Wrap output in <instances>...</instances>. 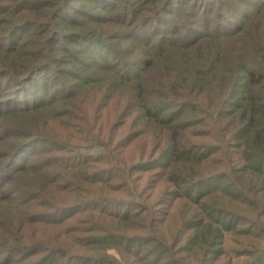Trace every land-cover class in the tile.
<instances>
[{
	"label": "trees",
	"instance_id": "trees-1",
	"mask_svg": "<svg viewBox=\"0 0 264 264\" xmlns=\"http://www.w3.org/2000/svg\"><path fill=\"white\" fill-rule=\"evenodd\" d=\"M69 1L16 0L0 6V70H5L0 77L9 78L7 89L15 84L14 92L24 91L26 101H36L32 107L23 105L12 111L0 108V136H10L0 143L6 144L0 149L1 190L13 192L18 180L32 177L25 189L34 191L45 204L41 210L38 202L32 204L39 217L45 216L41 221L84 211L88 234L105 232L96 234L97 241L120 235V243L105 244L114 247L97 244L93 246L95 254L79 244L69 252L47 246L42 257L27 263L53 264L63 259L61 264H120L107 253L114 248L124 264H232L223 242L227 232L238 244L233 249L235 256L245 258L239 264H264V58L245 56L244 49H229L238 40L235 33L247 32L258 22L255 16L264 11V0H161L160 4L159 0H96L107 6L104 11L111 12L100 18L103 24L98 16L81 10L82 17L100 30L113 24L128 40L119 48L106 40L107 36L102 37L115 58H105L96 67L85 65L115 86L112 99L118 110L115 117L108 114L106 125L118 134L107 138L103 136L107 128H88L92 113L107 95L101 86L98 92L84 95L91 88L83 83L88 72L82 73L72 90L71 85L63 89L65 79L59 74L36 76L39 68L53 65L60 53H66L64 42L56 47L51 42H77L78 33L68 36L80 30L72 15L65 18L62 28L57 23V18L69 16L63 12ZM86 1L91 0L75 2L85 5ZM242 1L244 10L237 11L234 6ZM190 7L195 21L199 7L210 11L201 23H192L195 29L190 20L178 21ZM86 10L93 11L91 7ZM154 13H165L160 20L164 29L158 34L146 29L155 20ZM223 16L227 17L222 23ZM49 19L54 21L49 23ZM48 25H58L64 33L54 30L55 38L51 34L40 39L39 33ZM224 35L230 36L217 42ZM18 36H25L21 44L15 43ZM235 37L234 43L226 45ZM102 38L97 41L104 45ZM129 47H135L132 58L127 55ZM85 63L82 60V67ZM155 66H162V71L151 76L148 71ZM15 70L18 76L12 73ZM29 78L34 79V91ZM41 80L45 81L36 84ZM119 81L126 84V90L120 88ZM5 83L0 80L2 86ZM58 97L63 99L56 102ZM64 105L75 107L83 116L67 121L65 114L57 118L58 130L71 125L81 128L80 137L73 132L66 135L76 144L43 132L49 127L48 131H58L51 125L54 114L50 110ZM82 141L85 144L79 143ZM96 146H102L103 152L82 154ZM30 148L29 165L23 161L16 167ZM154 167L158 171H153ZM63 183L76 187L77 192L70 201H57L60 207H51L49 198L64 193L58 186ZM110 191L119 194L110 196ZM70 193L71 189L64 194ZM162 208L160 224L157 215ZM93 214L141 224L146 231L115 234L108 231L113 222L90 216ZM241 222L243 226H239ZM68 242L69 238H64L63 243ZM6 243H0V253L12 254L9 262L17 264L24 252H18L17 243Z\"/></svg>",
	"mask_w": 264,
	"mask_h": 264
},
{
	"label": "rangeland",
	"instance_id": "rangeland-1",
	"mask_svg": "<svg viewBox=\"0 0 264 264\" xmlns=\"http://www.w3.org/2000/svg\"><path fill=\"white\" fill-rule=\"evenodd\" d=\"M9 1L15 2L16 0H0V6L2 4H6ZM75 1L77 0H72V1H69V3L67 2L66 4H64L63 12L67 11L69 13V16L67 17L65 16L64 18L63 17L57 18L58 19L57 23H60L59 26L62 28V26L67 22L65 18L69 19L71 18V15H72V18L77 22L78 26L80 27V30L78 29L79 30L78 32L73 31L72 33H69L68 36L71 34L75 35L78 33L77 42L75 40H70L69 43H67L66 41L51 42L55 47L59 46L61 42H64V44L66 45V53H60L56 57V59L53 61V65L45 64L44 66H42V68H39L36 76L38 75V76L43 77L44 76L43 72L48 73L49 76H51V74H54V73L59 74V78L62 77L63 80L65 79L63 83V89L67 85H71L72 87L71 90H72L76 88L75 84L79 81V77L82 75V73L88 72L85 74V76H83L84 81L83 80L82 81L86 86H91V88L89 89L90 91H88L84 95L86 96L89 93L98 92L99 86H101L103 89H105L104 91L107 92V95L105 96V98L100 101L96 110L92 113V120L90 122H87L89 126L88 128H96V127L97 129L107 128L108 126L106 125V122H107L108 114L111 113V115L115 117L117 110H118V106H116L117 101H115L114 98L112 99V93L115 91V86L107 82L105 75L98 73L96 70H92L88 67L85 68L86 67L85 65H88L90 67H96V66H99L97 62L105 61V58L107 60H113L115 57L110 54L111 51L106 45L107 44L106 40H110V42L116 43L118 44L119 48H122L127 45V42H128V40L126 39L127 36L125 35V32L119 31L120 29H118L113 24L109 28L100 30L99 27L96 26L93 22L87 21L81 15V10H82L86 12V14H88L89 16H93V17L98 16L99 17L97 19L99 20L98 22L103 24L104 21L103 19H100V18L101 17L105 18L107 17L106 15H109V13H111L110 11L106 12L103 10L107 6H103L102 4L99 3V1H96V0L86 1L85 5L77 4V2ZM103 1H104L103 3L111 2V0H103ZM117 1H125V0H117ZM160 1L161 0L158 1L159 2L158 4H160ZM10 5L8 4L9 7ZM67 6H69V8H66ZM88 7H91L93 11H90V12L88 11L87 13L86 8ZM165 7L166 6H164L163 9H165ZM244 7L245 5L243 1L239 3V5L234 6V8H236L237 11L241 9L244 10ZM259 8L260 6L256 7L255 10H258ZM209 12H210L209 10H205L199 7L196 13L198 18L195 21L191 19L193 9L190 7L189 9H186L183 12V14L178 18V21L179 22L181 21L184 23L185 20H190L191 24L193 23L196 25L197 23H201L202 17L204 15L208 16ZM58 13L59 12H57L56 14ZM163 14L165 13H160V14L154 13L153 15L155 16H153L152 18H155V20L148 23L146 25L147 26L146 29L151 30V31L153 30L154 32H157V34L160 33L164 29L163 26H161L162 23H160L161 18L164 17ZM171 14L172 13L168 12L169 16ZM226 17L227 16H223L222 17L223 20L220 22L222 23L226 22V19H225ZM255 19L258 22L254 23V26L251 29H249L247 32H244L243 30H239L237 33H235L238 37V40L235 46L229 49H236V50H238L237 48L244 49L241 52L245 56H255L256 58H259L262 60V58H264V23H263L264 22V11H261L257 16H255ZM53 21H51V19L48 20L49 23H52ZM49 23L44 22L43 24H49ZM193 24L190 26L191 28L195 29V25ZM59 26L54 25V27H52L51 25H48L44 27V30L42 31L43 33H39L38 35L39 38L44 39L50 36L51 34H53L54 30L55 31L57 30L59 33H64V32H61V29ZM2 28L3 27L0 26V33H2L3 31ZM31 28L32 30L34 29V27H31ZM37 28L38 27H36V30ZM26 32H28V30ZM107 32H108V35H107ZM106 36H107L106 40L102 38ZM227 36H230V35L222 36L219 41L217 40V42H221ZM24 37L18 36V39L16 40L15 43L21 44ZM237 37L227 41L226 45H230L234 43ZM52 38H55V34H53ZM98 38L103 39L102 43L106 45L107 48L97 41ZM127 50H128V53H127L128 58H132L135 47H129L127 48ZM44 56L46 59L47 55H44ZM100 56H103L104 58L103 59L99 58ZM82 60H86L84 67H82ZM156 70L162 71V66H157V68L155 66V70L150 69L148 72H151L150 75L152 76L153 74H156ZM1 71H5V70H0V72ZM12 73L15 76H18L17 70L12 71ZM0 78H1L0 80H4V82H6L5 83L6 87L0 84V90H1L0 98L1 100H3L2 103H0V108H3V110L12 111L18 108L19 106L26 105L24 107H32L36 104V101L34 104L32 100L26 101L27 97L24 91H21L23 92L21 94L19 92H14L15 84L11 85L10 89H7L8 85L10 84L9 78L7 77H0ZM59 78L57 76L55 83H57ZM90 78H92L91 80L93 81H90L89 80ZM28 80L30 82L29 84L31 85L30 86L31 89H33L34 86L32 84H34V82L32 81L34 79L32 80L31 78H29ZM44 81L45 80L36 81L37 82L36 84L39 85ZM119 84L122 90H126V84H124L121 81H119ZM67 92L68 90L66 92H63V96L66 95ZM29 95L31 94L28 93L27 96ZM5 96H8V97L4 98ZM29 98H34V96L31 95L29 96ZM58 99L59 97L55 98V100H57L56 102H59L63 98L62 99L60 98L59 100ZM50 112L54 114V122L51 125L55 126L56 130L60 129V124L58 122L59 119L57 118H59V116L62 114H65L64 116L65 121H67L68 118H73L75 116H78L79 118L83 117L82 114H79V112L77 111L75 107L70 106V105L68 106L64 105L62 107H57L56 109L50 110ZM19 121L21 122L23 120H19ZM25 121H28V119L26 118ZM0 122L1 123L3 122L2 119L0 120ZM71 126L72 128H69V129L65 128L63 130H58V131H48L50 128L49 127L47 131H43V132L47 136H50L53 138L61 137L69 143L76 144V142L69 140L66 137V135L68 133L73 132L76 136L80 137L82 136L83 131L77 125L75 126L71 125ZM112 131L113 129L111 130L107 128L105 132H103V136L107 138L108 136L112 137V135L118 134L117 132H112ZM5 137L10 138V136L8 135ZM5 137L3 135L0 136V143L6 140ZM79 143L85 144L84 141L79 142ZM5 146H6L5 143L0 144V149L4 150ZM126 147L127 146H125L124 148ZM103 150L104 148L102 146H96L94 148L93 147L90 148V150L85 149L82 154H85L87 156H95L96 153L103 152ZM32 153H33V149L32 150L31 148L26 149L25 152L23 153L22 159L18 160V163H16V167L21 165L23 161H25L26 163V160L28 159L29 156L32 155ZM29 162L27 161L26 164L29 165ZM152 170L158 171L156 167H154ZM25 178H29V177H25ZM25 178L18 180L16 184H14V187H13L15 191L10 192V193H7L6 191L1 190V187L4 181L2 177L0 178V190H1L0 191V243L7 242L6 243L7 245H14L17 243V245H19L17 246L18 247L17 250L18 252L20 251L24 252V255L21 257L20 260L19 259L16 260L17 264H28L27 262H31L32 260L39 259L40 257H42V254L46 252L47 246H55L59 248L63 247L62 249L69 252L71 250H77L75 246H78L79 244L82 247L88 246L87 249H88L89 254H95L93 246H96L97 244L98 246L100 243L103 245H105L106 243H112V242L114 244H118L117 242H119L120 235H115V238H111V239L105 238V239H101L97 241L98 237H95L97 236L96 234H103L105 232L94 231L95 233L92 232L88 234L85 231L86 229L84 228V224H85L84 218L87 217L85 216L84 211L71 212L69 213V215H66L61 218L59 217L55 219L51 218V219H45V221H41V218H45V216L42 215L39 217L36 214L37 213L36 210L38 209L33 208L32 204H35L36 202H38L39 210L44 208L45 204H43V201L41 200L40 197H37V195L34 194V191L25 189L27 186H30V179L32 177L28 179V181H26ZM152 178H156V176L153 174ZM58 186L59 187L61 186L60 189L63 188L64 193H66L69 189H71L72 193L68 194L69 196H66L64 193H62L58 195L57 197H50L49 200H50L51 207H56V206L60 207L59 205H61V203L57 201H64L66 199L70 201V196L75 195L77 192V190L75 189L76 187L73 188L64 183L63 185H58ZM110 194H111L110 196H116L119 193H114L113 191H110ZM85 197H88V195H85L84 198ZM119 210H122V209L120 208ZM159 210L161 212L163 208ZM90 216L105 218L107 221L113 222L114 226L112 228L105 227L102 224L100 225L102 228H109L108 231L114 232L115 234H119V231L124 232V233L128 232L129 234L145 233L146 231V227L141 226V224L132 225L128 223L115 222L107 217L97 215V214H93ZM51 220H54V221H51ZM163 220H164V214L161 212V214L159 213L157 215V222L158 223L160 222L161 224ZM106 225L110 226L107 223ZM234 225H236V221H234ZM239 226H243V223L241 222ZM247 227L249 228V225L246 224V228ZM148 233H151V232H148ZM233 236L234 235L230 233L229 234H227V232L224 233V241H223L224 248L226 252L228 253L227 256L231 259L230 260L231 263L239 264L243 262L245 258L241 256L239 257L235 256L233 249L235 247H238V244L235 243ZM64 238H69V242L63 243ZM91 241L93 243H91ZM72 244H73V247H71ZM105 246L114 247L113 245H105ZM27 249L29 250L26 251ZM107 253L109 255L116 257L115 259L118 260L120 264H124L120 260L119 253L114 248L107 249ZM18 255L19 254H17V256ZM11 256L12 254L6 255V251L4 253L1 252L0 253V264H12L11 262H9V259H8ZM51 261H52V258H51ZM62 261L63 259H59V260H56L53 264H61ZM75 264H83V263L75 262ZM110 264H114V263L111 262Z\"/></svg>",
	"mask_w": 264,
	"mask_h": 264
}]
</instances>
